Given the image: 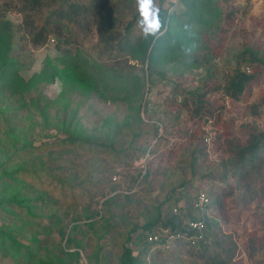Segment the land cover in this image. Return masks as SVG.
Here are the masks:
<instances>
[{
    "label": "trees",
    "instance_id": "obj_1",
    "mask_svg": "<svg viewBox=\"0 0 264 264\" xmlns=\"http://www.w3.org/2000/svg\"><path fill=\"white\" fill-rule=\"evenodd\" d=\"M21 1L28 11H36L41 7L51 9L45 17L25 23L29 28L28 33L22 24L9 21L5 17V10L0 11V93L5 89L11 96H16L21 103L20 107H27L23 98L31 90H35L38 84H49L55 79L60 80L62 84L61 92L76 87L93 91L104 99L112 92L123 93V100L127 103L136 97H140L141 101L143 77L134 73L135 66H118V61L131 59L145 66L142 73L145 72L147 77L153 74L162 77L163 74L156 69V65L164 59L175 64V74L180 76L185 70L201 68L202 76L194 88H185L178 82L173 83L170 103L179 98L176 103L180 111L186 112L191 119L209 120L214 116L208 106L207 92H221L229 99L240 101L244 98L248 85L264 76V53L260 47L242 39L236 42L230 56L224 59L221 82L213 80L216 69L211 61L214 57L223 56L225 22L232 15L230 6L226 5L227 0H179L184 7L182 13H169V10L163 7L165 0H158L161 27L154 35L148 36L143 32H134V27L140 19L136 0ZM133 3L134 14L130 15V20L121 30V14L127 5ZM92 27H95L97 36L92 46L95 57L85 56L76 42L80 30H89ZM52 35L61 39L55 44V58H46L39 72L32 73L27 79L23 78L19 74L22 67H16L17 63L12 56L25 41L33 47L42 46ZM110 59L117 65L108 62ZM45 109L46 106L40 110L43 127H52L65 137L33 148L30 142L20 140L13 126H9L6 135L12 141L11 148L8 145H5V148L10 149L11 154L7 156L4 165L10 161L12 168H3L4 172L0 174V189L16 187L25 182L23 178L28 175L31 183L39 189L34 197L13 195L2 198L1 202L13 214L18 211L17 214L22 212L28 217H35L33 209L38 207L37 210L42 212L39 216L46 217L48 223L42 227L44 230L38 231V235L34 233L27 244L21 243L6 229L7 227L0 226L1 257L10 258L15 264H78L81 258L79 250H85L89 246L86 235L91 234L92 251L88 256L90 264H98L99 256L108 240H112L119 247L117 264H142L154 251L172 249L162 247L157 242L149 243L148 235L159 228L180 232L185 219L203 220V235L194 246H189L188 242L176 241V247H197L201 255H204L208 239L214 238L213 231L217 227V220L202 215L193 208V198L198 191V188L193 187V183L224 177V172L218 164L206 162L207 136L203 131L197 127L189 135L186 160L179 164L178 171L172 177L171 173L162 172L159 175L160 181L154 185L148 182V188L156 186L162 197L151 201L153 205L149 204L152 206L150 214L143 224H139L136 218H129V210H126L132 203L131 196L124 195L119 211L116 212L109 207L118 204V197L106 198L102 203L105 215L99 214L97 209L89 210L88 206L97 195L95 192L104 195L103 187L113 175L114 166L107 159H111L112 163L131 165L133 159L147 151L153 139L159 138V127L154 124L146 126L139 116L138 121L116 130L115 139L111 137L107 141H98L91 136L85 137L73 117L69 120L53 117L54 122H51ZM171 121L168 117L167 121L163 122V127L166 128L167 122ZM212 139L217 149L222 148L221 150L228 154L231 168L238 176L248 169H254L259 161L264 160V129H250L249 137L244 143L232 138H224L220 143L219 135L213 136ZM65 146L89 153V166H78L81 160L78 156H74L75 160L72 159L73 155H69L68 159L58 157L46 161L40 164V169L26 170L21 168L23 164H11L13 159L24 160L20 157L35 151L45 149L47 152V148L50 150ZM57 162L59 165L52 167ZM80 164L82 165V161ZM41 178L56 180L61 185L56 198L49 196V192L54 189L40 190L44 188ZM147 178L148 175L145 174L141 180L147 182ZM262 188L264 189V184ZM108 190L111 192L114 189L108 187ZM32 199L39 205L32 204ZM88 200H91L89 204L84 203ZM79 201L83 203L80 207L77 204ZM166 202L169 208L165 212L162 205ZM179 203L185 207L186 214L172 212V208ZM97 216L99 218L94 219ZM81 219L91 220L80 223ZM70 224L72 225L69 228ZM26 226L31 228L33 225ZM52 233L58 235V240H54ZM40 234L44 235L42 239L39 238ZM215 243L218 244V241L214 240L213 244ZM248 246L251 252L255 249L263 250L262 257L253 263L264 264V234L251 239ZM205 260L206 264H225L216 254L214 258L207 255Z\"/></svg>",
    "mask_w": 264,
    "mask_h": 264
},
{
    "label": "rangeland",
    "instance_id": "obj_2",
    "mask_svg": "<svg viewBox=\"0 0 264 264\" xmlns=\"http://www.w3.org/2000/svg\"><path fill=\"white\" fill-rule=\"evenodd\" d=\"M154 3L157 7L158 0H154ZM134 5V3L127 5L124 13L121 14V18H123L121 30L130 20V15L134 14ZM226 5L230 6L232 15L225 22L223 56L214 57L211 61L216 69V79H213L215 82L216 80L221 82V68L224 65V59L230 56L237 41L245 39L254 46L260 47L264 53V0H227ZM163 7L167 8L169 13L173 11L182 13L184 10L179 0H165ZM50 9L41 7L36 11H28L21 0H0V11L5 10V17L14 24H22L27 33L29 28L25 23L28 20L45 17ZM134 32L140 34L143 31L136 24ZM78 35L76 42L83 54L95 57L94 48H92L97 40L95 27L89 30H80ZM59 40L61 39L52 35L44 45L37 47H33L31 43L25 41L23 46L12 56L17 63L16 67L18 65L22 67L19 74L27 79L32 73L39 72L46 58H55V44ZM108 62L116 64L111 59ZM118 63V66L125 64L135 66L134 73L143 77L141 101L140 97H136L137 99L133 98L130 103H127L123 100V93L112 92L104 99L98 97L93 91L89 92L84 88L76 87H70L61 92L62 84L60 80L55 79L49 84H38L35 90H31L23 98L27 107H20L19 99L3 89L0 93V174L4 172V167L12 168L10 161L4 165L7 156L11 154L10 149L5 148V145L11 148L12 141L6 135V129L9 126H13L15 133L20 136V140L25 139L30 142L33 148L39 147L43 143H53L55 140L65 137L64 134L52 127H43L40 110L45 106L51 122H54L53 117L68 120L73 117L83 130L85 137L91 136L98 141H107L111 137L115 139L116 130L128 123L138 121L140 116L146 126L154 124L159 127V138L153 139L147 151L133 159L131 165L112 163L111 159H107L114 166V170L113 175L109 177L108 184L103 187L104 195L101 196L100 193L95 192L97 195L92 199V204H89L91 200L84 203L89 204V210L97 209L99 214L105 215L102 203L106 198L118 197V204L109 207L110 210L116 212L119 211V205L122 203L124 195L131 196L132 203L128 205L129 209H126L129 210V218H136L139 224H143L152 210V206L149 205L150 203L153 205L151 201L162 197L156 186L148 188V182H152L151 185H154L158 180L160 181L159 175L162 172L171 173L172 177L178 171L179 164L186 160L189 135L198 127L209 139V142L205 143L207 146L206 162L218 164L220 170L224 172V177L193 183V187L205 189L211 199L207 216L217 220V227L213 231L214 238L208 239V247L204 255H201L197 247L179 248L174 245L171 247L172 249L154 251L142 264H206V256L214 258V254L225 264H254L253 262L260 259L263 254V250L260 249L251 252L248 245L251 239L259 238L264 234V189L262 188L264 160L259 161L254 169H248L247 172H243V175L238 176L231 168L228 154L223 152L222 148L217 149V145L213 144L212 137L219 135L220 143L224 138H232L244 143L249 137L250 129H264V76L248 85L244 98L240 101L229 99L221 92H207L208 106L213 112L214 118L209 120L198 118L199 120H197L191 119L186 115V112L178 109L176 102L179 98L176 102L170 103V96L174 82L180 83L185 88L197 86L203 73L201 68L185 70L180 76L175 74L173 62L162 59L156 65V69L163 76L159 77L153 74L147 77L145 72L142 73V68L145 69V66H141L136 61L122 59ZM145 102L147 103L145 104ZM131 106H135V108ZM168 117L172 121L171 123L167 122L166 128H164L162 124L167 121ZM144 130L143 128L142 131ZM69 155H73L71 158L74 160V156L79 157L82 165L80 161L78 166H89L87 161L90 160L91 155L71 146L50 150L47 148V152L45 149H41L38 152L25 155V157H20L24 160L13 159L11 164L14 166L23 164L24 166L21 168L26 170L40 169V164L46 161H52L58 157L68 159ZM141 159H143L142 166L138 165ZM55 165H59V162L53 164L52 167H56ZM145 174L148 175L147 182L141 180ZM114 175L117 177L116 181L113 180ZM23 179L25 182L19 183L16 187L0 189V226L7 227L6 229L12 232L21 243L27 244L34 233L38 235V231L44 230L42 227L47 225L48 219L39 216V213L42 212L37 210L38 207L33 209L35 217H28L22 212L17 214L18 211L13 214L1 202L2 198L13 195L34 197L39 189L31 183V178L28 175ZM40 181L44 187L40 190L54 189L49 192V196L53 199L58 196V189L61 185L56 180L41 178ZM107 186L113 187L114 190L110 192ZM18 191L20 195H18ZM31 202L37 204L34 199ZM77 204L80 207L83 203L79 201ZM178 205L183 206L180 203ZM145 207H147L146 210ZM162 208L166 212L169 204L164 203ZM81 209L78 208V210ZM98 218L99 216L94 219ZM89 220L91 219H81L80 223ZM27 224L33 226L29 228L26 226ZM68 230H66V235ZM43 236L40 234L39 238L42 239ZM52 237L54 240H58L56 233H52ZM86 238L89 241V246L85 250H79L81 258L78 264H90L88 256L92 251L90 240L93 238L91 234L86 235ZM64 240L62 241L63 245ZM214 240L218 241V244H213ZM132 246L136 249L134 244ZM135 251L134 253H136ZM119 253V247L112 240H108L99 256L98 264H117ZM0 264L15 263L10 258L0 256Z\"/></svg>",
    "mask_w": 264,
    "mask_h": 264
},
{
    "label": "built area",
    "instance_id": "obj_3",
    "mask_svg": "<svg viewBox=\"0 0 264 264\" xmlns=\"http://www.w3.org/2000/svg\"><path fill=\"white\" fill-rule=\"evenodd\" d=\"M208 143V137L205 139ZM143 159L138 162V165L142 166ZM117 177L114 175L113 180L116 181ZM211 204V199L209 198L207 191L205 189H198L197 193L193 198V208L198 210L202 215L208 214V209ZM173 213L186 214L185 207L179 205L172 208ZM205 228V223L203 220H190L185 219L180 232L170 231L169 229L159 228L153 234L148 235L147 241L149 243H159L162 247H173L177 242H188L189 246H194L196 241H198L202 235ZM197 232V234H193Z\"/></svg>",
    "mask_w": 264,
    "mask_h": 264
},
{
    "label": "clouds",
    "instance_id": "obj_4",
    "mask_svg": "<svg viewBox=\"0 0 264 264\" xmlns=\"http://www.w3.org/2000/svg\"><path fill=\"white\" fill-rule=\"evenodd\" d=\"M136 6L140 17L137 21L138 26L145 36L154 35L161 27L159 9L155 6L154 0H136Z\"/></svg>",
    "mask_w": 264,
    "mask_h": 264
}]
</instances>
